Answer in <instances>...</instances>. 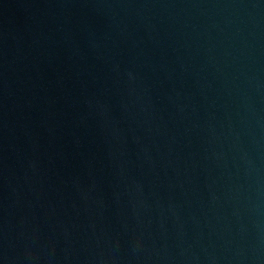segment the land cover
<instances>
[{"label": "water", "instance_id": "obj_1", "mask_svg": "<svg viewBox=\"0 0 264 264\" xmlns=\"http://www.w3.org/2000/svg\"><path fill=\"white\" fill-rule=\"evenodd\" d=\"M0 264H264V0H0Z\"/></svg>", "mask_w": 264, "mask_h": 264}]
</instances>
